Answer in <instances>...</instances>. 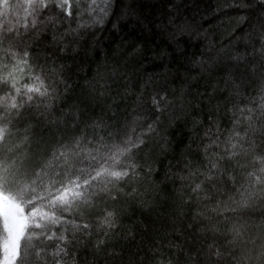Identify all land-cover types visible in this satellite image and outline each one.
<instances>
[{
	"label": "snow or ice",
	"instance_id": "1",
	"mask_svg": "<svg viewBox=\"0 0 264 264\" xmlns=\"http://www.w3.org/2000/svg\"><path fill=\"white\" fill-rule=\"evenodd\" d=\"M78 6L0 0V264L114 256L122 206L164 190L153 157L178 126L177 256L264 264V0H88L72 27ZM163 248L151 264H180Z\"/></svg>",
	"mask_w": 264,
	"mask_h": 264
},
{
	"label": "trees",
	"instance_id": "2",
	"mask_svg": "<svg viewBox=\"0 0 264 264\" xmlns=\"http://www.w3.org/2000/svg\"><path fill=\"white\" fill-rule=\"evenodd\" d=\"M145 3L149 6L148 11H162L167 3V0H145ZM155 6L152 8L151 6ZM88 6V0H79V6L73 7L74 22L72 27H75V17L78 10H83ZM87 19V14H85ZM143 36V34H141ZM146 39H156L155 37H146ZM73 47L75 45H72ZM67 65H72L73 60L67 58L63 61ZM77 63H81L83 66H87L88 60H81L80 57L76 59ZM75 69H72L73 81L82 84L84 81L80 76L75 75ZM78 91V89H77ZM136 91H139V82L136 85ZM72 94H69L71 97ZM135 100V96L132 97ZM71 103V99H69ZM131 108V102H129ZM188 126L176 127L170 137L172 144L168 146L167 152L157 153L153 157V167L155 172L149 178L157 183V186L163 187V191L160 192L157 200L149 203H145L142 207L138 206V203H133L130 206L123 205L124 211L121 213L120 228L116 235L110 239L108 247L105 249L106 253H114V256H110L108 260L101 259L100 264H151L149 255L153 251L160 250L159 246L163 245L164 253L167 255V249L173 248L171 258L178 260L180 264H184V257L177 256L175 252V246L184 244L187 242L191 244V236L188 231V226L191 223L190 216L181 217L180 213L183 209H179L176 206V202L172 195L169 194V188L171 185L165 181L166 173L169 171V164L175 165V156L179 153L183 145L173 148L179 141L185 139V133ZM188 251L187 247L184 249ZM91 259V257H89Z\"/></svg>",
	"mask_w": 264,
	"mask_h": 264
}]
</instances>
